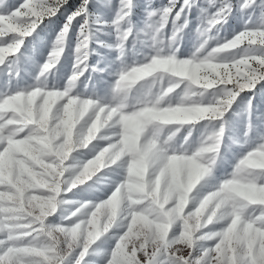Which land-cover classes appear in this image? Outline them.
I'll use <instances>...</instances> for the list:
<instances>
[{"label":"clouds","instance_id":"obj_1","mask_svg":"<svg viewBox=\"0 0 264 264\" xmlns=\"http://www.w3.org/2000/svg\"><path fill=\"white\" fill-rule=\"evenodd\" d=\"M95 4L114 8L113 17L81 0L33 82L0 93V264H79L129 215L143 221L129 243L167 240L178 255L195 249L198 264H264V131L228 178L208 191L198 188L220 154L224 114L264 80V0H168L159 7L146 0L139 25L133 0ZM0 6L7 11V0ZM55 7V0H25L9 23L0 17V64L17 68L27 38L43 39L38 29ZM192 8L191 50L181 56ZM234 14L240 30L222 34ZM74 24L71 72L62 86L50 84ZM101 26L111 28V42L99 39ZM93 41L115 51L119 63L104 95L85 94L87 80L80 89L90 67L104 71L88 64ZM251 105L248 97L235 114L247 117ZM79 150L93 155L79 160ZM112 165L122 179L106 199L66 198Z\"/></svg>","mask_w":264,"mask_h":264},{"label":"rangeland","instance_id":"obj_2","mask_svg":"<svg viewBox=\"0 0 264 264\" xmlns=\"http://www.w3.org/2000/svg\"><path fill=\"white\" fill-rule=\"evenodd\" d=\"M117 0H110L111 5H115ZM136 7L133 9L132 20L134 23L139 25L144 17V10L146 0H133ZM168 0H150L151 7H159L166 4ZM21 3V0H7L9 9L15 8ZM81 3V0H67V3L57 12L53 17L48 18L45 21V26H41L38 29L40 37L43 39L27 38L26 45L22 48V55L17 62V68L14 70L8 64L0 65V93L4 91H14L25 85L33 82V77L39 71L41 66L47 58L49 51L51 50V43L54 41L59 28L63 25L66 19V15L75 9ZM92 10L99 11L105 18L111 19L114 15L115 9L112 7L97 8L95 0H90ZM188 16L191 21L189 28L186 29V35L184 40L181 42V48L179 55L187 56L191 50V29L196 24V9L192 8L188 10ZM241 22L238 14H234L229 18L225 29L222 30V34L226 32L229 36L233 30L239 31ZM103 27V31L98 33L99 39L111 42L112 34L111 28L107 26ZM78 32V25H75L70 29L69 34L65 39V50L62 53L55 68L49 72L48 80L49 83H57L62 86L66 77L70 74L72 64L74 62V47L76 42V36ZM28 41H32L29 45ZM131 41H129V45ZM90 47L95 48L96 52L89 56L88 64L96 65L98 68H103V72H93L91 67L81 77L80 89H83V81L87 80L88 89L85 94L96 91L98 95L106 94L111 85L117 79V70L119 63L115 61L116 53L107 48H103L94 41L90 44ZM139 47V46H138ZM147 51V49H144ZM139 59V57H138ZM131 57H129V62ZM248 97H252V105L247 114L236 115L243 107L244 102ZM264 80H261L251 91L242 92L236 100L233 102L229 110L224 114L222 119L226 120V136L223 137V143L218 155L216 164L213 172L210 176L206 177L198 188L202 191H208L213 188L220 181L228 178L232 171L234 164L239 158H241L246 152L252 150L260 141L258 133L264 131V126L261 125V121L264 120ZM249 127V136L243 137V132ZM234 137L239 142L232 144L228 137ZM105 143L103 141L99 142ZM225 145H228L226 148ZM93 153L88 150H79L74 153L79 160H87ZM122 179V170L116 168L115 165L109 168L102 169L95 177L87 181L85 185L78 186L73 189L71 193L67 194L68 199H82L89 200L92 202H99L107 198L111 191L114 189L116 183ZM53 221L57 220L58 217L49 218ZM126 220V218H125ZM139 218L137 223H142ZM220 225H216L218 228ZM125 228V221L122 222L120 227L113 226L110 228L101 239L97 242L98 250L93 252L89 251L84 258L83 264H105V260L110 256V252L114 250L115 243L118 242V237L123 234ZM133 233L129 234V238L133 237ZM178 255V254H177ZM65 264H71V261H66Z\"/></svg>","mask_w":264,"mask_h":264},{"label":"snow or ice","instance_id":"obj_3","mask_svg":"<svg viewBox=\"0 0 264 264\" xmlns=\"http://www.w3.org/2000/svg\"><path fill=\"white\" fill-rule=\"evenodd\" d=\"M24 3L25 0H21L19 5L12 9L8 8L7 11L0 6V17L5 18L4 23H9L11 17L18 12L20 6ZM66 3L67 0H55V11L58 12ZM0 5H2V0H0ZM78 10L74 9L73 11ZM4 64H7V62ZM0 190H2V186H0ZM136 223L137 220L134 221L131 215L126 218L125 228L127 231L124 230L123 234L118 237V242L115 243L114 250L110 252V256L105 260V264H198L195 249L184 255H177L174 251L170 250L171 245L167 240L160 244H153L149 240H144L140 243H129L128 236L136 227ZM173 232L174 230L169 231L168 240L172 238ZM86 255L87 253L79 260V264H83Z\"/></svg>","mask_w":264,"mask_h":264}]
</instances>
